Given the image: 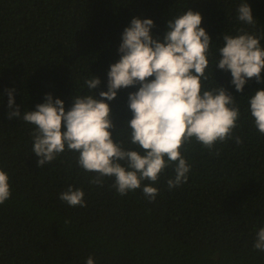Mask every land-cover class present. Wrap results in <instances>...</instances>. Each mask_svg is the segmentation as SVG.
I'll list each match as a JSON object with an SVG mask.
<instances>
[{
    "label": "trees",
    "instance_id": "16d2710c",
    "mask_svg": "<svg viewBox=\"0 0 264 264\" xmlns=\"http://www.w3.org/2000/svg\"><path fill=\"white\" fill-rule=\"evenodd\" d=\"M245 0H0V169L7 172L11 196L0 204V264H264L253 247L264 227V135L248 112V95L264 89L250 79L244 92L231 84V73L214 69L210 83L236 98L240 119L234 139L209 153L193 141L181 149L192 165L187 183L168 189L174 176L166 168L154 183L159 194L149 202L141 189L121 196L113 178L90 184L95 173L77 164L78 153L65 151L39 166L32 152L33 126L9 113L35 110L45 95L71 107L74 94L88 92L94 74L107 90L110 66L120 59L121 34L134 17L152 18L154 35L163 37L167 21L187 9L201 13L216 48L224 32L240 28L261 37L264 47V0H247L255 27L237 19ZM264 77V70L261 72ZM151 79V78H150ZM121 89L108 101L116 125L113 138L131 119L128 95ZM15 105L8 107V90ZM167 159V158H166ZM153 183L143 181V184ZM73 186L85 192L86 206L59 198Z\"/></svg>",
    "mask_w": 264,
    "mask_h": 264
},
{
    "label": "clouds",
    "instance_id": "9594fccd",
    "mask_svg": "<svg viewBox=\"0 0 264 264\" xmlns=\"http://www.w3.org/2000/svg\"><path fill=\"white\" fill-rule=\"evenodd\" d=\"M237 19L255 27L252 8L242 2ZM202 15L191 8L167 21L163 37L153 34L152 18L134 17L121 34L118 52L120 59L110 66L107 90L95 91L101 84L97 75L85 80L88 92L72 96L71 107L65 101L45 95V102L23 113L18 105L9 119L19 117L33 126L32 152L43 167L66 150L78 153L77 164L88 173H95L90 184L102 185L106 177L121 195L142 188L149 202L159 189L154 186L161 173L173 167L174 176L168 178V189L187 183L192 165L182 155L195 143L209 153L218 143L234 139L240 109L236 98L216 82L210 83L206 69L209 56L214 57V69L231 73V84L237 92H244L246 83L255 78L264 82V47L261 37L240 28L236 35L224 32L222 45L213 51V39L202 24ZM151 78V79H150ZM138 86L128 95L131 119L113 138L110 129L116 125L108 101L118 91ZM14 89L8 90V107L15 105ZM248 112L254 127L264 135V89L248 95ZM167 158V159H166ZM143 181L153 183L143 184ZM11 196L9 176L0 169V204ZM83 189L69 186L59 198L69 206H86ZM255 249L264 252V227L256 234ZM86 264H95L90 256Z\"/></svg>",
    "mask_w": 264,
    "mask_h": 264
}]
</instances>
